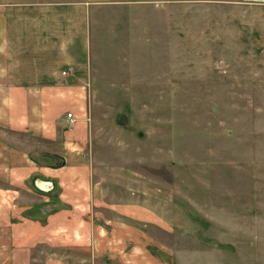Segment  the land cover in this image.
Listing matches in <instances>:
<instances>
[{
    "label": "rangeland",
    "instance_id": "374dc122",
    "mask_svg": "<svg viewBox=\"0 0 264 264\" xmlns=\"http://www.w3.org/2000/svg\"><path fill=\"white\" fill-rule=\"evenodd\" d=\"M87 2L109 5L94 12L85 37L102 75L89 103L115 147L102 145L100 161L148 182L161 212L186 214L182 227L214 252L264 264V2ZM51 254L41 245L31 264Z\"/></svg>",
    "mask_w": 264,
    "mask_h": 264
},
{
    "label": "crops",
    "instance_id": "0c3cea01",
    "mask_svg": "<svg viewBox=\"0 0 264 264\" xmlns=\"http://www.w3.org/2000/svg\"><path fill=\"white\" fill-rule=\"evenodd\" d=\"M39 3L0 0V264H31L41 245L53 253L43 264H249L214 252L182 227L186 214L161 212L148 182L100 161L102 145L115 147L89 103L102 75L85 37L109 5ZM76 249L79 259L59 253Z\"/></svg>",
    "mask_w": 264,
    "mask_h": 264
},
{
    "label": "water",
    "instance_id": "95a60500",
    "mask_svg": "<svg viewBox=\"0 0 264 264\" xmlns=\"http://www.w3.org/2000/svg\"><path fill=\"white\" fill-rule=\"evenodd\" d=\"M254 1H261V2H264V0H254ZM127 120V115L125 113H123L121 116H120V121L122 122H125Z\"/></svg>",
    "mask_w": 264,
    "mask_h": 264
},
{
    "label": "built area",
    "instance_id": "2783aa9c",
    "mask_svg": "<svg viewBox=\"0 0 264 264\" xmlns=\"http://www.w3.org/2000/svg\"><path fill=\"white\" fill-rule=\"evenodd\" d=\"M64 73H66V71H64ZM68 116L71 117V120H73L71 112L68 113Z\"/></svg>",
    "mask_w": 264,
    "mask_h": 264
}]
</instances>
